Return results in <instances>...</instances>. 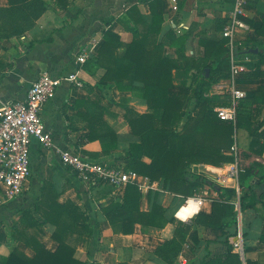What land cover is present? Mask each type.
Listing matches in <instances>:
<instances>
[{
  "label": "crops",
  "instance_id": "0c3cea01",
  "mask_svg": "<svg viewBox=\"0 0 264 264\" xmlns=\"http://www.w3.org/2000/svg\"><path fill=\"white\" fill-rule=\"evenodd\" d=\"M43 1L47 10L31 28L18 34H13L10 24L0 19V108L7 102L25 99L43 71L62 77L77 69L84 86L77 88L65 82L56 97L42 108L41 117L45 127L53 133L54 147L44 149L33 143L31 174L24 194L14 201L0 203V259L9 256L16 248L30 257L35 255L33 250L13 237L15 229L22 223L41 235L45 249L55 252L59 247L53 239L56 227L47 221L43 212H48L55 203L65 205L72 202L86 216V224L93 233L80 237L75 254L76 259L86 264H210L225 257L229 250L239 256L241 264L249 261L264 264V180L259 182L255 177L250 181L252 192L245 203L252 198L258 203L245 209L240 182H231L224 187L235 190L230 199L222 198L220 190L211 184H217L213 170L224 166L191 165L187 172V178L194 186L190 196L171 193L161 182L148 181L145 189L139 190L140 208L150 211L154 200L164 207L166 223L162 228L136 224L134 233L124 234L120 225L109 223L103 208L114 202H123L127 186L86 185L63 165L58 150L71 149L92 160L125 168L126 153L132 144L140 142L125 119L126 108L139 114L154 111L142 97V83L135 82L131 89L121 91L114 81L104 80L106 70L97 64L98 51L107 31L118 35L124 43H131L134 31H141L145 29L144 24L149 26L152 23V0H68L67 8L59 5L57 0ZM133 6L138 8L144 24L135 25L127 15ZM9 7V0H0V9ZM233 7L232 0H163L164 19L157 42L165 44L164 58L178 64L172 71L171 91L187 97L185 106L191 103L187 116L193 117L199 110L200 102L195 98L194 90L199 81L209 80L212 75L209 66H214L217 58L206 59V50L200 39H226V47L230 51V40L223 36V25L229 20ZM243 21L249 29L239 31L234 44L258 49V54L254 55L263 56L264 34L258 31L264 23V0H250ZM179 39H184V42ZM86 48L87 60L77 66V57ZM249 55L240 58H249L245 60L247 70L233 76L229 53V75H221L218 82L204 93V97L214 103L215 112L217 108L231 105L230 89L233 86L245 92L244 99L249 93H257L264 87V63L254 67L259 57ZM205 70H209V74ZM92 102L107 108L103 120L117 135V148L106 155L100 140L89 142L84 139L89 133L84 115L88 103L91 105ZM247 110L252 113L250 120H239L237 112L234 146L238 148L242 166L246 169L255 166L257 175L262 177L264 154L251 153L250 145L256 132L264 134V96L256 95ZM261 143L264 146V138ZM142 160L151 162L148 157ZM200 176L207 182L195 180ZM196 196L205 197L204 204L199 208L186 207L185 200ZM2 198L0 187V202ZM214 201L234 204L236 228L221 230L195 223L198 214L212 212ZM179 221L189 228L185 240L178 238L177 244L182 245L181 249L171 253L158 252L159 247L175 239Z\"/></svg>",
  "mask_w": 264,
  "mask_h": 264
},
{
  "label": "trees",
  "instance_id": "16d2710c",
  "mask_svg": "<svg viewBox=\"0 0 264 264\" xmlns=\"http://www.w3.org/2000/svg\"><path fill=\"white\" fill-rule=\"evenodd\" d=\"M63 8H67L68 0H57ZM10 7L0 9V19L9 23L13 34L31 28L47 10L43 0H9ZM163 0H152L150 8L153 16L149 26L144 24L136 6L131 7L127 15L133 19L135 25H145V29L134 31V39L126 44L112 32H105L104 42L98 51L97 64L106 70L104 80L114 81L122 91L131 89L135 82L143 84L142 97L146 100L153 113L139 114L126 108L125 119L135 136L140 138L139 143L132 144L125 155V170H133L139 175L154 182H161L164 189L174 194L190 196L194 186L187 178L191 165L206 164L223 167L234 163L235 157L231 154L235 144V126L221 120L214 110V103L204 97V93L217 83L221 75H229L228 41L200 39L205 47L206 59L217 57L214 66H209L212 75L209 80L199 81L194 90L195 98L200 102L199 110L191 119H184L183 111L187 97L174 93L172 88V71L178 67L176 61L164 58L165 44L157 42L163 25ZM138 16V18L136 17ZM228 20L223 25L225 28ZM264 34V23L258 31ZM184 42V39H179ZM237 56L244 55L241 51L248 50L237 45ZM181 50L178 48V53ZM251 57L258 55L250 54ZM259 62L254 67L264 63V55H259ZM206 71V70H205ZM126 79L128 81H126ZM256 95L264 96V87L257 93H249L248 97L238 102L237 112L239 120L251 119L252 113L248 110ZM107 108L100 103H88L87 113L84 115L88 122L89 133L84 139L93 142L100 140L103 154H109L117 148L116 133L103 120ZM263 133L253 135L250 152L258 156L264 154L261 139ZM148 157L151 162L142 159ZM258 168L251 166L240 178L243 208H253L258 203L251 199L247 204L245 199L252 192L250 181L257 177L259 182L264 176L257 175ZM196 181L205 183L206 178L196 177ZM215 184V183H213ZM47 187L44 188L46 192ZM222 198L230 199L235 190L220 187ZM141 193L136 184H128L123 202H114L103 208V214L113 226L120 225L124 234L134 233L135 225L162 228L166 223L165 208L154 200L150 211L140 208ZM47 221L56 227L53 239L59 244L55 252L48 251L43 246L41 235L24 223L15 229L13 237L23 242L34 251L30 257L19 249L13 250L9 256L1 258L0 264H86L75 258L77 246L81 236L93 234L86 224V216L72 202L65 205L55 203L48 212H43ZM195 223L215 229H234L237 226L235 206L225 201H214L210 214L200 213ZM82 224V225H80ZM176 237L159 247L158 252H174L180 250L178 238L185 240L189 228L183 222H177ZM224 243H228L225 241ZM120 264H130L121 262ZM206 264V263H205ZM210 264H241L237 254L229 250L225 257L213 260ZM253 264V262H248Z\"/></svg>",
  "mask_w": 264,
  "mask_h": 264
},
{
  "label": "built area",
  "instance_id": "2783aa9c",
  "mask_svg": "<svg viewBox=\"0 0 264 264\" xmlns=\"http://www.w3.org/2000/svg\"><path fill=\"white\" fill-rule=\"evenodd\" d=\"M233 11L223 32L230 40V56L232 75L236 76L247 70L245 62L237 56V45L234 44L236 34L249 27L243 21L245 9L250 0H232ZM88 49H84L77 57V66L83 65L88 57ZM65 82L77 88L84 86L79 70L62 77H54L48 71H43L32 84L28 95L23 100H13L0 108V187L2 201L7 203L18 199L24 194L25 185L31 174V148L34 142L44 149L54 147L52 131L48 130L41 117L45 103L56 97L57 91ZM233 98L230 106L216 109L218 117L226 122L237 124V106L246 97L245 92L232 87ZM63 165L76 174L88 186L120 187L136 184L140 191L144 190L149 178H142L133 170H125L118 165L95 161L71 149L58 150ZM234 163L227 164L223 169L213 170L216 183L226 187L231 182L239 183L247 169L242 166L237 146L232 147ZM205 197H191L185 200V206L201 207ZM235 246L239 248V244Z\"/></svg>",
  "mask_w": 264,
  "mask_h": 264
},
{
  "label": "water",
  "instance_id": "95a60500",
  "mask_svg": "<svg viewBox=\"0 0 264 264\" xmlns=\"http://www.w3.org/2000/svg\"><path fill=\"white\" fill-rule=\"evenodd\" d=\"M259 50L258 49H248V50H244L241 51L242 55H249V54H258ZM207 74H209V70H206ZM214 182H211L212 185H214V187L216 189H219L221 186L217 185V184H213Z\"/></svg>",
  "mask_w": 264,
  "mask_h": 264
},
{
  "label": "rangeland",
  "instance_id": "374dc122",
  "mask_svg": "<svg viewBox=\"0 0 264 264\" xmlns=\"http://www.w3.org/2000/svg\"><path fill=\"white\" fill-rule=\"evenodd\" d=\"M238 86H239V84H238ZM185 107H186V108H184V109H186V110H185V112H184L183 114L186 115V114L188 113L187 115H189V112H190V110H191V103L188 102V103H187V106H185ZM187 115L184 116L185 119H191V118H193L196 114H195L193 117H191V116H187Z\"/></svg>",
  "mask_w": 264,
  "mask_h": 264
}]
</instances>
